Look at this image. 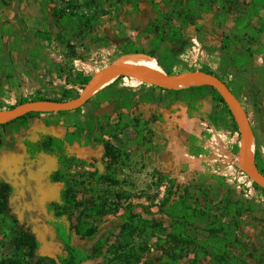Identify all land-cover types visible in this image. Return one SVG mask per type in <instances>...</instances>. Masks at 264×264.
Instances as JSON below:
<instances>
[{"label": "rangeland", "instance_id": "obj_1", "mask_svg": "<svg viewBox=\"0 0 264 264\" xmlns=\"http://www.w3.org/2000/svg\"><path fill=\"white\" fill-rule=\"evenodd\" d=\"M250 5L251 0H0V79L7 84L0 90V107L6 108L22 98L31 100L35 95L70 99L85 85L78 73L94 76L129 56L152 57L140 52L152 50L165 72H188L208 66L223 78L247 112L253 150L260 153L264 165V51L258 48L264 43V34L259 42L251 44L254 52L248 53L247 43L239 38L242 31L235 27L247 16ZM155 7L164 14L171 10L174 16L175 12L183 14L184 18L171 21L181 30L179 40L160 42L154 33L143 30L156 17ZM259 12L264 17V9L259 8ZM251 23L254 25L255 21ZM34 29L50 30L52 36L48 40L36 38ZM32 54L37 55L34 61ZM140 82L120 76L116 84L131 89ZM209 98V105L202 101L187 110L185 123L198 134H192L194 143L187 148L191 160L197 161L188 168H175L183 153L167 133L166 116L157 107L143 106L136 100L122 108L102 100L92 109L83 107L89 122L83 130L78 125L76 130L67 131L73 137L71 144L63 139L66 132L34 133L30 138L35 144L43 145L48 141L46 136L62 142L49 141L50 152H39L29 159L24 176L30 173L36 181L44 154H50L53 163L39 170L41 178L36 187L31 188L24 179L30 193L27 196L21 191L22 182L15 184L11 197L15 214L21 218L31 205H37L48 214L40 215V219L55 218L54 211L47 208L59 200L62 185L50 179L59 170L74 183L79 202L70 217L63 214L59 219L72 227L82 219L92 222L99 228L94 238L107 236L110 244L123 239L114 220L126 211L128 203L135 204L133 213L168 226L169 218L159 214L157 207L169 182L175 181L181 190L205 194L208 207L215 209L214 216L224 214L231 201L247 208L234 216L240 242L233 253L240 256L241 264H264V224L255 218L249 203L256 192L264 191L256 189L241 168L240 136L234 130V120L210 92ZM6 99L10 101L5 103ZM29 130L31 135L33 130ZM104 142L118 150L117 159L111 162L116 184L97 183L90 175L95 170H105L108 158L103 155ZM234 144L238 145L236 152ZM200 200L204 204L202 197ZM141 204L152 214L146 213ZM32 228L41 242V255L55 259L56 264H66L65 252L53 239L49 227L35 221ZM71 238L73 243L85 247L94 240H81L74 231ZM155 238L148 241L142 260L157 262L160 251L155 247ZM141 240L144 238L134 236V247ZM16 256L11 229L0 222V260ZM192 257L188 253L181 264H190ZM111 258L112 254L104 249L100 256L81 264H115ZM209 260L201 257L199 264H210Z\"/></svg>", "mask_w": 264, "mask_h": 264}, {"label": "trees", "instance_id": "obj_2", "mask_svg": "<svg viewBox=\"0 0 264 264\" xmlns=\"http://www.w3.org/2000/svg\"><path fill=\"white\" fill-rule=\"evenodd\" d=\"M155 8L157 10V7ZM259 8L264 9V0H251L249 12L245 14L247 16L240 19L235 26L238 30L242 31L239 38L247 43L245 50L248 53L254 52L251 44L259 42L261 36L264 34V17L261 16ZM173 13L174 11L171 10L167 14H164L162 10L158 9L154 20L143 26V30L146 33H154L156 39L160 42L173 43L179 40L182 36L181 30L179 27L173 26L171 21L174 18L179 19L181 16L184 18V16L178 12H175L177 15L174 16ZM251 21H255V24L253 25ZM33 35L36 38L48 40L51 38L52 33L50 30L34 29ZM233 36L237 38L236 33H233ZM258 48L259 51H264V43H260ZM138 51L132 50L130 52ZM140 52L155 57V53L152 50H140ZM36 57V54H32L31 60L34 61ZM157 64L159 66L161 65L159 60H157ZM199 70L219 76L208 66H203ZM177 72L179 73V71ZM167 73L173 72L167 71ZM78 75L82 76L83 85L92 77L91 75H82L81 73H78ZM219 77L223 80L221 76ZM202 87L208 88L209 86H191L177 90ZM158 88L167 89L162 87ZM210 93L212 99L221 103L224 110L233 119L222 96L211 87ZM48 99L65 100L67 98L53 99L45 95H35L31 100ZM24 101H28V99L22 98L13 104H9L6 108L13 107ZM80 108L78 107L74 110H79ZM41 113L46 112H29L21 116H16L0 124V126H6L17 120H21L22 124L26 126L29 118L36 117ZM57 113L65 114L67 111H58ZM233 127L238 132L235 122ZM46 138L48 141L44 142L43 145L41 143L39 144V142L35 144L30 137L25 139V154L28 160L35 157L39 152H50L48 143L51 141L62 142V139L59 138L50 136H46ZM63 139L65 141L67 140L70 144L73 143V137L68 132H66ZM103 147V155L108 158L105 170L102 172L95 170L90 175H92L97 183L116 184L115 168L111 166V162L117 159L118 150L108 142H104ZM233 147L235 152L238 151L237 144H234ZM4 152L5 150L0 144V157L4 155ZM253 156L256 167L264 174V165L260 153L255 150ZM50 179L52 182H58L62 185L59 191V200L50 203L47 208L49 211H54L55 218L40 219V215L46 216L48 214L40 211L37 205H31L30 209L22 213L21 218L17 217L11 204V197L15 192V188L0 177V222L8 224L11 229L14 249L17 253L15 258L1 259L0 264H56L55 259H47L40 253L41 242L36 231L32 228L35 221L38 224L43 223L49 227L53 239L60 244L62 250L65 252L64 260L66 264H81L89 259L100 256L104 249L112 254L111 260L115 264H140L141 261L142 264H181V259L188 253L193 254L190 264H199L201 257H208L210 264H241L240 256L233 253V249L237 248L240 242V239L236 237L238 222L234 216L243 213L247 208L243 209L238 207L236 201H231L225 206L226 211L224 214L220 212V214L214 216L213 211L215 209L208 207V200L205 194L200 192L193 193L187 189L181 190L179 184L171 181L168 184L166 195L157 207L159 214L169 218L170 222L168 226L163 225L162 222H156L153 218L147 219L143 218L140 214L133 213L135 204L128 203L125 206L126 211L114 220V227L119 228V233L123 239L109 244L108 237L102 236L90 247H85L83 244L72 242V231L81 240H91L98 233V226L84 219L76 226H66L59 219L60 216L65 214L70 217L72 210L79 205L74 183L59 170L54 171L50 175ZM251 183L256 189L264 191V188L255 181H251ZM174 188L176 189L174 190ZM200 197L203 198L204 204L201 202ZM142 207L146 209V213L152 214L145 206L142 205ZM223 217L230 218L228 221H224ZM134 236L144 238V240L137 243L136 247H134L135 244H132V238ZM152 237H156V241L154 242L155 247L160 251L158 260L155 263L152 260H142V254L148 249V241ZM26 257H30L31 260H27Z\"/></svg>", "mask_w": 264, "mask_h": 264}, {"label": "crops", "instance_id": "obj_3", "mask_svg": "<svg viewBox=\"0 0 264 264\" xmlns=\"http://www.w3.org/2000/svg\"><path fill=\"white\" fill-rule=\"evenodd\" d=\"M116 81L100 89L82 105L79 110L67 111L65 114L57 112L41 113L36 117L29 118L26 126L22 124L21 120H17L6 126H0V140L2 141H0V144L5 150L4 155L0 157V172L2 174L0 177L12 186L22 182L21 191L23 195L27 196L30 194L28 192V186H26L25 183L27 182L31 188L36 187L41 178L39 170L42 169L43 171L44 168L52 165L53 158L50 154H44L45 158L42 161V167L38 169L37 181L31 177L30 173H28L25 178L24 174L30 165L25 154L23 140L28 136H34V133L57 135L59 131L64 133L67 131H74L78 128V125H80L83 130V127L89 122V117L84 114L83 107L92 109V107L94 108L98 105L97 102L99 100L112 105L116 104V106H118L117 108L130 105L134 100L140 101V104L143 106L157 107L162 111L163 116H166V124L168 125L167 133L170 138L175 139L172 140L174 141V145L183 153L182 158H180L175 168L177 170L182 167L188 168L194 164L197 160L195 158L191 160L192 155L190 151H187V148H190L192 143H194L193 140L195 138L192 134H195V137H198V134L194 131L192 126H188L185 123L186 118H188L187 110L190 106L195 107L201 105L202 101H204L206 105H209L210 91L207 90L208 88L171 90L160 89L155 85L140 82L137 87L125 89L116 84ZM3 83L4 81L0 79V90L7 85ZM115 94L116 96H114ZM4 101L8 103L10 99ZM77 121L80 123H77ZM29 129L34 131L31 132V135ZM37 164L41 165L39 162ZM255 195L256 196L248 202L251 203L252 213L255 218L264 224V194L256 192Z\"/></svg>", "mask_w": 264, "mask_h": 264}, {"label": "water", "instance_id": "obj_4", "mask_svg": "<svg viewBox=\"0 0 264 264\" xmlns=\"http://www.w3.org/2000/svg\"><path fill=\"white\" fill-rule=\"evenodd\" d=\"M120 76L130 77L140 80L141 82H146L167 89H179L177 88V85H183L182 88L206 85L215 89L225 100V103L237 126L240 136L239 150L241 168L252 181H255L264 188V174L258 170L254 163L253 134L247 112L242 106L240 100L224 80H222L219 76L205 71L195 70L179 73H167L159 66L158 68L135 70L122 63L113 64L92 76L91 79L82 87L81 91L70 99L28 100L10 108H0V124H3L16 116H21L29 112H58L74 110L84 105L100 89L112 83ZM98 238L99 236L94 238L92 244Z\"/></svg>", "mask_w": 264, "mask_h": 264}, {"label": "bare ground", "instance_id": "obj_5", "mask_svg": "<svg viewBox=\"0 0 264 264\" xmlns=\"http://www.w3.org/2000/svg\"><path fill=\"white\" fill-rule=\"evenodd\" d=\"M122 64L127 65L128 67L135 70L158 68L157 61L154 57L140 56V55L129 56L122 60ZM182 87L183 85H177V88H182Z\"/></svg>", "mask_w": 264, "mask_h": 264}]
</instances>
